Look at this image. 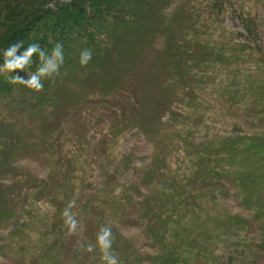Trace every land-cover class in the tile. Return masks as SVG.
Segmentation results:
<instances>
[{"label": "rangeland", "instance_id": "1", "mask_svg": "<svg viewBox=\"0 0 264 264\" xmlns=\"http://www.w3.org/2000/svg\"><path fill=\"white\" fill-rule=\"evenodd\" d=\"M200 1L169 2L161 17L167 22L180 6L204 10L199 22L209 37L205 55L210 54L204 71L186 76L164 49L163 37L150 38L135 68L114 76L115 83L132 88V100L107 98L95 92L96 82L86 81L88 103L76 111L59 103L52 114L43 112L34 124H23L29 130L22 144L6 148L15 162L3 172V184L22 188L30 178L40 184L34 182L25 214L0 231L4 238L20 230L13 236L24 252L20 264H49L42 258L49 254L57 264H103L96 247L101 226H112V236L130 245L139 256L136 264H157L171 249L144 231L137 204L143 198L145 207L151 200L166 206V231L178 245L177 261L192 246L194 255L202 250L204 260L197 264H264V217L246 205L238 183L216 176L209 182L216 158L219 176L231 165L225 138L264 136V0ZM180 18L171 21L174 29ZM235 164L234 169L257 165L243 157ZM66 211L76 221L72 232ZM89 245L92 251L86 250ZM232 245L243 255L228 260ZM19 263L0 255V264Z\"/></svg>", "mask_w": 264, "mask_h": 264}, {"label": "trees", "instance_id": "2", "mask_svg": "<svg viewBox=\"0 0 264 264\" xmlns=\"http://www.w3.org/2000/svg\"><path fill=\"white\" fill-rule=\"evenodd\" d=\"M173 1L176 0H70L68 2L0 0V64L3 62V51L16 42H22L24 48L29 44L38 43L45 51H49L54 43L60 42L64 51V62L58 72L51 78L45 79L43 88L39 91H32L19 83H11L9 73L0 71V231L7 228L12 220L18 221L22 213L25 214L26 202L29 197L34 196L31 191L34 190L35 179L30 178L25 184L23 182L22 188L15 184L13 188L5 186L2 182L7 178L3 172L11 169L12 162H15L11 161V148H8L9 151L6 148L12 143L22 144L24 137H27L26 132L29 128L25 129L23 124H34L38 120V115L43 112L52 114L62 102L66 103L64 106H69L70 111H76L80 104L88 103L89 101L85 100L88 94L84 89L91 88V86L83 85L86 81L96 82L99 88L93 91L102 92L101 95H107V98L111 96L112 100L115 98L121 100L129 97V100H132L130 99L132 88L115 83L114 76L120 74L121 69L129 71L135 68L141 56L140 51L149 45L148 39L150 38L163 37L164 49L173 58L176 68L178 70L180 68L182 73L184 71L186 76H196L194 71H204V66L209 63L208 58L210 57V54L205 55V38L208 33L204 25L199 22L201 21L199 17L202 18L205 15L204 10L195 7L193 10L187 8L182 11L184 6H180V9L172 13L170 20L166 22L161 14L168 3ZM203 1L200 2L203 3ZM176 15L181 16L182 19L178 20L176 29H174L173 24L177 21ZM194 19L195 21L191 22ZM197 20L200 23L199 27L195 26ZM85 48L91 51L92 58L87 65L81 66L78 63L79 53ZM225 55V52L222 53V56ZM32 59L31 68L26 69L28 74L35 71L37 67L36 57L33 56ZM19 74L25 76L24 72ZM106 102L108 104L109 99ZM102 108L105 106L99 110L101 111ZM115 110L119 112V108ZM137 127L143 128L140 125ZM8 142L11 143L8 144ZM225 146L227 151L225 152L231 158V165L227 172L223 171L224 174L219 176L214 171L219 168V165H216L218 162L216 158L211 163L214 167L210 168L209 174L212 178L209 182L213 181L216 176L223 177L226 184L231 183L235 186L238 183V189L240 190L242 186L246 194L244 197L246 205H251L255 207V211H259V215L256 214L257 212L253 215L264 217V158L262 159L261 156L257 159V156L264 153V136L244 134L234 138H225ZM242 157L247 163L255 159L256 168L236 167L234 169L235 162H241ZM107 174H109L108 178H111L114 171ZM212 184L214 185L213 182ZM36 185L40 186L38 182ZM225 190L228 191L227 188ZM211 192L214 197L213 187ZM151 202L148 201L146 207L144 198L137 202L142 225L148 227L144 231L148 235H154L156 239H164L171 249L165 255H161L157 264H197L198 261L204 260L202 250L198 248L196 251L200 256L198 258L196 253L194 255L192 246H189L188 254L179 255L180 261L176 260L177 254L174 255V253L176 249L178 250V245L172 241L166 231V221L169 219L163 214L166 206L160 204L159 201V204L154 203V200ZM127 205L129 210L135 206L131 201ZM107 227L113 228L112 226ZM19 232L20 230L16 228L9 231V235H5L4 238L0 237V255L13 259L16 263L20 261L22 263V256H24L22 247L18 246L19 242L17 243L13 237ZM111 232L115 231L111 230ZM21 235L24 238V234ZM112 237L114 240L111 248L115 250L114 254L118 255L119 264H136L135 257L139 256H135L133 251L130 252V245L121 244L119 242L121 238L118 235L113 234ZM3 239L6 240L1 243ZM57 239L52 240V246L56 245ZM231 250L233 251L227 257L228 260L233 259V256L243 255L234 245ZM206 252L213 255L208 252V248ZM55 257L57 258V255ZM42 258L46 259L49 264H57L56 259L50 254ZM238 262H243V260H238Z\"/></svg>", "mask_w": 264, "mask_h": 264}, {"label": "clouds", "instance_id": "3", "mask_svg": "<svg viewBox=\"0 0 264 264\" xmlns=\"http://www.w3.org/2000/svg\"><path fill=\"white\" fill-rule=\"evenodd\" d=\"M33 56L36 57L37 67L35 71L28 74L26 69L31 68ZM2 57L0 71L9 73L11 83H19L32 91H39L43 88V81L58 72L64 62V51L60 42L54 43L49 51H45L38 43L29 44L24 48L22 42H16L3 51ZM91 58V51L87 48L82 49L79 53L78 63L85 66ZM20 72H24L25 76L20 75ZM65 215L68 217L66 223L69 232H72L76 227V221L67 211ZM112 242L111 228L101 226L96 236V247L101 253L100 258L103 264H119L117 256L111 251ZM86 250L92 251V246L89 245Z\"/></svg>", "mask_w": 264, "mask_h": 264}]
</instances>
